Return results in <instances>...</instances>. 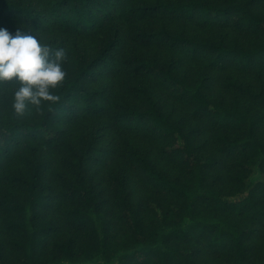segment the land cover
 Segmentation results:
<instances>
[{"label":"trees","instance_id":"1","mask_svg":"<svg viewBox=\"0 0 264 264\" xmlns=\"http://www.w3.org/2000/svg\"><path fill=\"white\" fill-rule=\"evenodd\" d=\"M262 0H158L137 4L133 0H0V16L21 21L40 29H59L83 35L99 30L109 19L122 16L138 22L153 19L169 21L198 19L206 25L231 23L232 26L258 32L260 38L250 46L227 45L222 41L199 39L183 32H173L166 24L157 30L139 29L133 37L141 47L156 46L166 50H179L193 60L207 57L210 64L224 68L235 63L243 71L264 70V18L254 10ZM125 40L109 37L92 57L84 56L53 93L55 99L39 106L34 118L17 115L12 99L4 97L5 111L0 116V154L9 155L12 149L25 141L34 145L56 148L64 141V130L57 123L82 116H98L108 111L110 99L107 89L91 88L100 71L113 64L129 76L155 81L169 89L177 99L192 106L195 116H205L215 128L232 126L240 134L219 137L217 150L222 154L240 153V170L230 176L232 186H218V178L209 170L219 165L215 156H203L194 141L198 129H188L179 119L164 112L146 85L131 86L130 90L146 101L147 107L139 109L126 106L115 111L113 123L124 132L145 131L162 143V151L178 158L185 165L186 177H171L156 168L148 155L141 154L126 142L130 159L137 163L144 177L170 198L168 206L152 202L153 212L145 215L141 205L134 203L124 177L116 178L118 216L111 218L105 208V198L86 176L88 163L106 156L90 154L94 148H84L80 153L72 150L74 157L67 164L75 171L73 180L67 181L63 194L71 200L66 213L69 219L85 230L89 239L77 245L74 238L59 241V256L42 258L39 249L44 237L56 230V225L44 219L47 205L46 186L42 183L40 164L28 175H10L12 182L23 188L24 196L4 199L3 204L17 218L10 221L11 229L18 232L17 255L10 260L0 246V264H196L193 251L183 249L194 239L205 236L208 245L219 251H228L226 264H264L252 262L253 233L251 224H264V141L257 137L258 125L264 121V92H252L249 87L228 79L226 87L234 94L233 101L222 98L212 100L205 92L201 79L191 83L176 72L177 60L172 58L160 64L155 59L118 55ZM242 97L249 104L243 105ZM257 102L261 109L252 112ZM93 152V151H92ZM233 216V218H232ZM120 223L124 236L115 231Z\"/></svg>","mask_w":264,"mask_h":264},{"label":"rangeland","instance_id":"2","mask_svg":"<svg viewBox=\"0 0 264 264\" xmlns=\"http://www.w3.org/2000/svg\"><path fill=\"white\" fill-rule=\"evenodd\" d=\"M27 2L29 0H22ZM137 4H143L158 0H133ZM176 1V0H169ZM221 1V0H215ZM41 3V0H33ZM262 18H264V0L254 6ZM163 24L173 32H183L187 36L199 39H210L222 41L227 45L250 46L260 38L258 32L250 31L246 28L232 26L231 23H215L206 25L198 19L192 21L178 20L169 21L162 19L128 21L122 16L109 19L99 30L74 35L63 32L59 29L51 28H32L21 21L0 16V27L8 28L12 33L17 29L31 32L33 35L39 34L44 38L45 43L53 48H64L66 59L64 68L71 72L83 59L84 56L92 57L109 37H122L125 40L120 48L118 55L121 58L135 57V54L142 58L155 59L160 64L167 63L172 58L177 60L176 72L180 76L187 77L191 83H198L204 79L206 94L212 99L222 98L226 103H231L234 94L226 87L227 80L230 78L249 87L252 92H264V70L243 71L235 63H228L224 68L211 65L209 58L203 57L193 60L179 50H166L156 46L141 47L133 35L139 29L157 30ZM91 88L107 89L109 109L98 116H82L71 122L63 120L57 123L64 130L63 143L56 147H44L34 145L30 141H25L21 145L12 149L9 155L0 154V246L4 254L10 260L17 255L15 246L16 240L20 238L17 231L10 228L9 223L17 218L3 204L4 199L14 196L22 199L24 191L16 182H12L10 175H28L33 167L40 164L42 170V183L46 186L47 205L44 207V219L56 225V230L44 237V243L39 249L42 258L59 256L56 250V243L67 241L70 237L74 238L77 245L87 242L89 235L81 227L74 224L68 217L66 210L71 206V200L63 194L66 182L73 180L75 171L67 164V160L74 157L72 150L79 153L84 148L91 145L96 150L89 151L90 154L98 155L100 152L106 154L102 160H92L87 165L86 176L90 183L101 191L105 198V208L108 209L110 217L116 220L118 216L116 196V178L124 177L126 185L130 191L131 199L134 203L141 205L142 212L150 215L153 212L152 202L160 206H168L169 196L160 190L151 181L147 180L141 172L136 162L132 161L126 151V142L133 146L141 154L148 155L149 159L155 164L156 168L165 172L171 177H186L185 165L178 158L169 157L162 151L160 140L149 136L145 131L124 132L113 123L112 115L115 111L134 106L139 109L147 107L146 101L140 95L130 90L131 86L141 84L149 87L162 110L170 114L172 118L181 120L188 129H198L197 137L194 141L199 145V151L203 156H215L219 160V165L209 170L211 177L218 178V186L227 189L232 186L230 176L240 170V159L243 155L222 154L217 150L219 137L228 135L234 137L240 131L232 126L215 128L205 116H195L192 113V106L186 101L177 100L169 89L159 86L150 79L140 80L129 76L123 69L117 68L114 64L98 75L95 81H88ZM18 86L15 81L0 82V116L4 113V97L12 99V92ZM242 104H249L248 97H242ZM252 112H259L261 106L255 102L252 104ZM38 108L30 105L24 116L34 118ZM257 137L264 141V121L260 122L257 130ZM264 199V193L261 194ZM233 218V216H232ZM115 231L120 236H124V230L120 223L114 224ZM254 230L249 241L253 244L252 262L264 260V224H251ZM183 249L193 251V260L196 264H226L229 257L228 251H219L208 245L205 236L194 239L188 244H183Z\"/></svg>","mask_w":264,"mask_h":264},{"label":"clouds","instance_id":"3","mask_svg":"<svg viewBox=\"0 0 264 264\" xmlns=\"http://www.w3.org/2000/svg\"><path fill=\"white\" fill-rule=\"evenodd\" d=\"M64 48H53L36 35L17 29L12 33L0 27V82L15 81L12 108L24 115L29 106H39L56 97L53 93L66 78Z\"/></svg>","mask_w":264,"mask_h":264}]
</instances>
